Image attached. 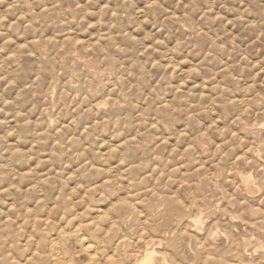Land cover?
Masks as SVG:
<instances>
[{"label": "rangeland", "instance_id": "1", "mask_svg": "<svg viewBox=\"0 0 264 264\" xmlns=\"http://www.w3.org/2000/svg\"><path fill=\"white\" fill-rule=\"evenodd\" d=\"M263 104L264 0H0V242L15 230L34 235L48 226L58 264H97L99 256L112 254L107 230L120 223L137 257L144 251L140 236V243L156 244L157 264L164 258L166 264H207L214 257L210 264H264ZM201 197L209 204L204 224H212L215 234L201 241L203 252L198 254L189 236L177 243L167 234L169 244L159 245L156 231L168 227V207L190 206ZM139 198L147 204L135 209ZM199 213L192 208L189 214ZM122 215H129L126 221L118 219ZM175 246L177 258L171 255Z\"/></svg>", "mask_w": 264, "mask_h": 264}, {"label": "bare ground", "instance_id": "2", "mask_svg": "<svg viewBox=\"0 0 264 264\" xmlns=\"http://www.w3.org/2000/svg\"><path fill=\"white\" fill-rule=\"evenodd\" d=\"M57 2V1H56ZM46 5V4H45ZM62 11V10H61ZM44 15V14H43ZM59 17V16H58ZM62 17V16H61ZM70 19V18H69ZM49 20V19H48ZM48 22V21H47ZM52 22V21H51ZM67 23V22H66ZM74 24V23H73ZM78 25V24H77ZM72 26V25H71ZM87 26V25H86ZM184 26V25H183ZM182 26V27H183ZM76 27V26H75ZM185 27V26H184ZM64 28V27H63ZM72 28H73V26H72ZM86 28V27H85ZM186 28V27H185ZM75 29V28H74ZM48 32V31H47ZM62 35V34H61ZM51 36V35H50ZM68 36V35H67ZM66 36V37H67ZM70 36V35H69ZM68 36V39L70 38ZM72 37H73V39H74V37L75 36H73V35H71ZM83 37H84V35H83ZM108 37V36H107ZM90 38V37H89ZM35 39L36 38H34V42H35ZM37 39H39L38 37H37ZM46 38H44V40H45ZM57 39V38H56ZM58 39H60V38H58ZM62 39H64V40H66L65 38H62ZM77 39V38H76ZM79 39H80V37H79ZM78 39V40H79ZM81 39H82V37H81ZM80 39V40H81ZM93 39V38H92ZM44 40H41V41H44ZM47 40V39H46ZM45 40V41H46ZM49 41L50 40H52V38L50 39H48ZM54 40V39H53ZM79 40V41H80ZM96 40V39H95ZM101 40V39H100ZM39 41V40H38ZM40 41V42H41ZM59 41V40H58ZM58 41H57V43H58ZM82 41V40H81ZM87 41V40H86ZM108 41H111V39H109ZM114 41V40H113ZM51 42V41H50ZM82 42H84V41H82ZM94 42V41H93ZM38 43V42H37ZM71 43H72V41H71ZM73 43H75V42H73ZM72 43V44H73ZM39 44V43H38ZM45 44H47V41L45 42ZM60 44H62V43H60ZM60 44H59V46H60ZM64 45H65V42L63 43ZM83 44V43H82ZM40 45V47H41V44H39ZM84 45V44H83ZM82 45V46H83ZM93 45V44H92ZM101 45H104V44H101ZM118 45V44H117ZM45 46H47V45H45ZM63 46V45H62ZM68 46V45H67ZM75 46H76V43H75ZM87 46V45H86ZM48 47V46H47ZM65 46H63V48H64ZM119 47V46H118ZM46 48V47H45ZM59 48V47H58ZM84 50H85V48L84 47H82ZM123 48V47H122ZM42 50H43V47L41 48ZM47 49V48H46ZM125 49V48H124ZM63 50V49H62ZM88 50V49H87ZM120 50V49H119ZM111 52V51H110ZM56 54V53H55ZM40 57V56H39ZM44 57H46V56H44ZM45 59V58H44ZM52 61V60H51ZM71 61H73V59L71 60ZM52 62H54V61H52ZM51 62V63H52ZM58 62V61H57ZM40 63V62H39ZM55 63V62H54ZM73 63V62H72ZM84 67V66H83ZM99 67V66H98ZM48 69V68H47ZM111 71V70H110ZM125 71V70H124ZM128 71V70H127ZM74 72V71H73ZM72 72V73H73ZM69 73V72H68ZM70 74V73H69ZM51 75V74H50ZM72 76V75H71ZM37 80V79H36ZM31 81V80H30ZM92 81H93V79H92ZM111 82V81H110ZM31 84V83H30ZM76 85V84H75ZM108 85V84H107ZM27 86V85H26ZM29 86V85H28ZM128 86V85H127ZM51 88H53V87H51ZM87 88V87H86ZM55 89H57V88H55ZM104 90V89H103ZM44 94V93H43ZM84 94V93H83ZM82 94V96H83V98H84V95ZM94 95V94H93ZM77 96V95H76ZM79 97V96H78ZM89 98V97H88ZM81 100H82V98H81ZM91 100V99H90ZM118 102V101H117ZM81 103V102H80ZM90 103L91 102H89V104H88V102H87V104L89 105V107H90ZM97 103H98V101H97ZM119 104V103H118ZM264 105V104H263ZM54 106V105H53ZM79 106V105H78ZM97 106V105H96ZM81 107V106H80ZM88 107V109H90ZM93 107V106H92ZM97 108H98V106H97ZM85 110V109H84ZM89 111V110H88ZM90 111L92 112V110L90 109ZM96 111V110H95ZM93 113L94 112H92V116H93ZM123 113V112H122ZM127 113H128V111H127ZM97 114V113H96ZM111 115V114H110ZM110 115H109V118H110ZM48 116V115H47ZM112 116V115H111ZM115 119H117V118H115ZM114 119V120H115ZM53 122V121H52ZM116 122V121H115ZM47 123V122H46ZM49 123V122H48ZM142 124V123H141ZM141 124H139V125H141ZM51 126V125H50ZM61 126H64V125H61ZM92 126V125H91ZM142 126V125H141ZM147 126V125H146ZM145 126V127H146ZM149 126H151V125H149ZM89 127V126H88ZM143 127V126H142ZM153 127V126H152ZM120 128H121V126H120ZM144 128V127H143ZM149 128V127H148ZM156 129V128H155ZM158 129V128H157ZM252 129V128H251ZM60 130H62V129H60ZM81 130V129H80ZM92 130H93V128H92ZM250 130V129H249ZM258 130H260V129H258ZM156 131V130H155ZM254 131H257V130H254ZM58 132H59V130H58ZM151 132V131H150ZM149 132V133H150ZM175 132V131H174ZM173 132V133H174ZM88 133V132H87ZM86 133V134H87ZM179 133V132H178ZM244 133V132H243ZM181 134V133H180ZM153 135V134H152ZM88 136V135H87ZM121 136H123V135H121ZM180 136V135H179ZM178 136V137H179ZM166 137V136H165ZM169 137V136H168ZM231 137V136H230ZM238 138V137H237ZM241 138V137H240ZM168 139V138H167ZM171 139V138H170ZM242 139V138H241ZM240 139V140H241ZM246 139V138H245ZM245 139H243V140H245ZM104 140V139H103ZM136 140V139H135ZM162 140V139H161ZM182 140V139H181ZM239 140V141H240ZM247 140V139H246ZM251 140V139H250ZM102 141V140H101ZM107 141V140H106ZM229 141V140H228ZM100 142V141H99ZM104 142V141H103ZM150 142V141H149ZM162 142V141H161ZM181 142V141H180ZM143 143V142H142ZM163 143H164V141H163ZM201 143V142H200ZM238 143V142H237ZM108 144V143H107ZM117 144V143H116ZM119 144H121V143H119ZM119 144H118V146H119ZM125 144V143H124ZM145 144V143H144ZM239 144V143H238ZM109 146H110V144H108ZM141 145V144H140ZM97 146V145H96ZM98 146H100L99 145V143H98ZM112 146H113V144H112ZM134 146H136V145H134ZM157 146V145H156ZM81 147V146H80ZM101 147H103V146H101ZM107 147V146H106ZM136 147H138V146H136ZM227 147V146H226ZM115 149H116V147H114ZM184 148V147H183ZM86 149V148H85ZM96 149H99L98 147L96 148ZM105 149V148H104ZM103 149V150H104ZM107 149H108V147H107ZM185 149V148H184ZM184 149H183V151H184ZM187 149V148H186ZM59 150H61V149H59ZM108 150H110V149H108ZM116 150H118V149H116ZM122 150V149H121ZM153 150V149H152ZM182 150V149H181ZM99 151V150H98ZM119 151V150H118ZM143 151H144V149H143ZM154 151H155V149H154ZM186 151V150H185ZM190 151V150H189ZM191 151H193V150H191ZM225 151H227V150H225ZM61 152V151H60ZM106 152V151H105ZM111 152V151H110ZM109 152V153H110ZM112 152H114V149H113V151ZM146 152H148V151H146ZM146 152H145V154H146ZM152 152V151H151ZM196 152V151H195ZM82 153V152H81ZM103 153V152H102ZM101 153V154H102ZM121 153V152H120ZM185 153V152H184ZM187 153V152H186ZM189 153V152H188ZM187 153V154H188ZM248 153V152H247ZM100 154V155H101ZM111 154V153H110ZM113 154V153H112ZM115 154H117V153H115ZM122 154H124V153H122ZM154 154V153H153ZM163 154V153H162ZM182 154H183V152H182ZM118 155V154H117ZM121 155V154H120ZM129 155V154H128ZM140 155H142V154H140ZM191 155V154H190ZM249 155V154H248ZM63 156V155H62ZM102 156V155H101ZM101 156H100V158H101ZM110 156V155H109ZM108 155H107V157H109ZM119 156V155H118ZM123 156H125V155H123ZM135 156V155H134ZM152 156V155H151ZM236 156H239V154L237 155V153H236ZM116 157V156H115ZM114 157V158H115ZM122 157V156H121ZM126 157V156H125ZM155 157V156H154ZM179 157V156H178ZM184 157V156H183ZM118 158V157H117ZM116 158V159H117ZM148 158V157H147ZM163 158V157H162ZM188 158V157H187ZM191 158V156L189 157V159ZM79 159V158H78ZM95 159V158H94ZM108 159V158H107ZM106 159V160H107ZM115 159V160H116ZM118 159H120V157L118 158ZM153 159V158H152ZM151 159V160H152ZM159 159V158H158ZM157 159V160H158ZM165 158H163V160H164ZM178 159V158H177ZM176 159V160H177ZM189 159H187V160H189ZM244 159V158H243ZM250 159H252V158H250ZM249 159V160H250ZM57 160H59V159H57ZM62 159H60L59 161H61ZM64 160V159H63ZM98 160V159H97ZM106 160H105V162H106ZM109 160V159H108ZM114 160V159H113ZM112 160V161H113ZM140 160H141V158H140ZM230 160V159H229ZM233 160V159H232ZM237 160V159H236ZM240 160H241V158H240ZM162 161V160H161ZM191 161V160H190ZM238 161H239V159H238ZM243 161H245V160H243ZM108 162V161H107ZM117 162H118V160H117ZM152 162H154V161H152ZM158 162V161H157ZM188 162V161H187ZM229 162V161H228ZM160 162H158V164H159ZM171 163V162H170ZM174 163V162H173ZM175 163H177V162H175ZM178 163H179V161H178ZM177 163V164H178ZM199 163V162H198ZM231 163V162H230ZM229 163V164H230ZM233 163H234V161H233ZM84 164H85V162H84ZM117 164V163H116ZM143 164V163H142ZM176 164V165H177ZM181 164H183V161L181 162ZM194 164V163H193ZM196 164V163H195ZM72 165V164H71ZM88 165V164H87ZM111 165V164H110ZM117 165H119V164H117ZM170 165V164H169ZM169 165H166V166H169ZM236 165H237V163H236ZM245 165V164H244ZM256 165V164H255ZM81 166V165H80ZM106 166V165H105ZM157 166H159V165H157ZM164 166V165H163ZM172 165H170V167H171ZM230 166V165H229ZM74 167V166H73ZM90 167V166H89ZM95 167V166H94ZM96 167H97V165H96ZM99 167V166H98ZM101 167V166H100ZM111 167V166H110ZM119 167V166H118ZM182 167V166H181ZM191 167V166H190ZM200 167V166H199ZM252 167V166H251ZM60 168H62V167H60ZM64 168V167H63ZM62 168V169H63ZM90 168H92V166L90 167ZM102 168V167H101ZM113 168H114V166H113ZM159 168H160V166H159ZM172 168V167H171ZM232 168V167H231ZM254 168V167H253ZM75 169V168H74ZM112 169V168H111ZM151 169V168H150ZM156 169H158V168H156ZM182 169H183V167H182ZM190 169V168H189ZM189 169H187V170H189ZM237 169V168H236ZM236 169H234V170H236ZM244 169V168H243ZM242 169V170H243ZM262 169V168H261ZM60 170V169H59ZM154 170H155V168H154ZM164 170H166L165 169V167H164ZM196 170V169H195ZM197 170H198V168H197ZM226 170H228V168L226 169ZM73 171V170H72ZM71 171V172H72ZM99 171H100V169H99ZM106 171H108L107 170V168H106ZM105 171V172H106ZM163 171V170H162ZM186 171V170H185ZM236 171H238V169L236 170ZM71 172H69V176H70V173ZM166 172V171H165ZM192 172V171H191ZM193 172H194V170H193ZM61 173V172H60ZM115 173H119V172H115ZM115 173H113V174H115ZM130 173V172H129ZM251 173V172H250ZM253 173V172H252ZM76 174V173H75ZM105 174V173H104ZM103 174V175H104ZM153 174H155V173H153ZM162 174V173H161ZM161 174H158V175H161ZM173 174V173H172ZM172 174H170V175H172ZM187 174V173H186ZM185 174V175H186ZM204 174V173H203ZM229 174H231L230 176H232V175H234V174H232V173H229ZM236 174H237V172H236ZM256 173H254V175H255ZM108 174H106V176H107ZM111 175V174H110ZM116 175H118V174H116ZM157 175V176H158ZM167 175V174H166ZM191 175V174H190ZM257 175V174H256ZM263 175V174H262ZM92 176H93V174H92ZM113 176V175H112ZM128 176V175H127ZM147 176V175H146ZM153 176V178H154V175H152ZM205 176V175H204ZM264 176V175H263ZM262 176V177H263ZM72 177V176H71ZM98 177V176H97ZM100 177V176H99ZM104 177V176H103ZM108 177V176H107ZM115 177V176H114ZM238 177V176H237ZM64 178V177H63ZM62 178V180H65V179H63ZM73 178V177H72ZM152 178V177H151ZM156 178H158V177H156ZM156 178H155V181H156ZM161 177H159V179H160ZM186 178V177H185ZM188 178H189V176H188ZM206 178V177H205ZM257 178H259V177H257L256 176V179ZM75 179V178H74ZM79 179V178H78ZM97 179V178H96ZM108 179V178H107ZM111 179V178H110ZM115 179H116V177H115ZM117 179H118V177H117ZM116 179V180H117ZM130 179V178H129ZM132 179V178H131ZM130 179V180H131ZM139 179H141L142 180V178H139ZM138 179V180H139ZM148 179V178H147ZM197 179H199V178H197ZM80 180V179H79ZM113 180V179H112ZM123 180V179H122ZM137 180V181H138ZM141 180H139V181H141ZM169 180V179H168ZM167 180V181H168ZM171 180V179H170ZM196 180V179H195ZM194 179H193V181H195ZM210 180V179H209ZM229 181H232V180H230V179H228ZM227 180V181H228ZM243 180V183H244V187H249V185H250V178H248V177H245V178H243L242 179ZM259 180H260V178H259ZM74 181V180H73ZM94 181H96V180H94ZM106 181V180H105ZM108 181V180H107ZM127 181H129V180H127ZM138 181V182H139ZM147 181H149V180H147ZM153 181V180H152ZM157 181L159 182V180L157 179ZM161 181V180H160ZM172 181V180H171ZM174 181V180H173ZM256 181H258V179L256 180ZM75 182V181H74ZM80 182V181H79ZM102 182V181H101ZM111 182V181H110ZM133 182V181H132ZM156 183V184H158V186H160L159 185V183ZM162 182V181H161ZM166 182V181H165ZM199 182V181H198ZM197 182V183H198ZM212 182H213V180H212ZM38 183H40V182H38ZM68 183V182H67ZM78 183V182H77ZM106 183H108V182H106ZM114 183H115V181H114ZM127 183V182H126ZM147 183V182H146ZM154 183V184H155ZM176 183V182H175ZM192 182H190V184H191ZM201 183V182H200ZM242 183V184H243ZM264 183V182H263ZM35 184H36V182H35ZM57 184V183H56ZM63 184H65L64 182H63ZM62 184V185H63ZM79 184V183H78ZM81 184V183H80ZM101 184V183H100ZM99 183H98V186H101L102 187V185H100ZM161 184V183H160ZM166 184V183H165ZM196 184V183H195ZM214 184V183H213ZM234 184V182L232 183V185ZM241 184V183H240ZM32 185H34V184H32ZM55 185V184H54ZM59 185V184H58ZM61 185V186H62ZM75 185V184H74ZM74 185H71V186H74ZM84 185V184H83ZM89 185V184H88ZM97 185V184H96ZM112 185V184H111ZM130 185V188H131V183L129 184ZM148 185H149V183H148ZM182 185V184H181ZM180 185V186H181ZM36 186V185H35ZM39 186V185H38ZM40 186H41V184H40ZM75 186H77V185H75ZM114 186H115V184H114ZM118 186H121V185H118ZM124 186V185H123ZM164 185H162L161 187H163ZM188 186V185H187ZM210 186V185H209ZM235 186L237 187L238 185H236L235 184ZM242 186V185H241ZM92 187V186H91ZM95 186H93L91 189H93ZM112 187V186H111ZM117 187V186H116ZM134 187V186H133ZM148 187V186H147ZM160 187V188H161ZM177 187V186H176ZM189 187V186H188ZM197 187V186H196ZM239 187H240V185H239ZM238 187V188H239ZM43 188L44 187H42V189L41 190H43ZM46 188V187H45ZM44 188V189H45ZM69 188H70V185H69ZM80 188V187H79ZM78 188V189H79ZM82 188V187H81ZM89 188V187H88ZM104 188H105V186H104ZM114 188V187H113ZM136 188V187H135ZM150 188H152V187H150ZM149 188V189H150ZM172 188H175V187H172ZM181 188V187H180ZM191 188V187H190ZM201 188V187H200ZM237 188V189H238ZM241 188V187H240ZM9 189V188H8ZM15 189V188H14ZM63 189V188H62ZM83 189H84V187H83ZM97 189H99L98 187H97ZM101 189H103V188H101ZM112 189V188H111ZM122 189V188H121ZM148 189V190H149ZM163 189V188H162ZM170 188L168 187V190H169ZM175 189H177V188H175ZM179 189V188H178ZM204 189V188H203ZM208 189V188H207ZM234 189V188H233ZM247 189V188H246ZM16 190V189H15ZM20 190V189H19ZM40 190V191H41ZM46 190V189H45ZM61 190V189H60ZM69 190V189H68ZM71 191H72V187H71V189H70ZM89 190V189H88ZM94 190V189H93ZM123 190V189H122ZM146 190V189H145ZM164 190V189H163ZM172 190V189H171ZM239 190V189H238ZM40 191H39V193H40ZM57 191V190H56ZM63 191V190H62ZM71 191H69L70 193H71ZM89 191H91V190H89ZM106 191H108V190H106ZM112 191V190H111ZM114 191V190H113ZM117 191V190H116ZM126 191H129V186H128V190H126ZM144 191V190H143ZM142 191V192H143ZM151 191V190H150ZM192 191V190H191ZM191 191H189L190 193H192ZM195 191V190H194ZM226 191H227V189H226ZM236 191V190H235ZM12 192V191H11ZM61 192V191H60ZM59 192V193H60ZM64 193H65V191H63ZM62 192V193H63ZM88 192V191H87ZM99 192H100V190H99ZM102 192H103V190H102ZM119 192V191H118ZM172 192H173V190H172ZM171 192V193H172ZM180 192V191H179ZM178 192V193H179ZM195 192H197V191H195ZM228 192V191H227ZM233 192H234V190H233ZM14 193V192H13ZM41 193H43V191L41 192ZM59 193H58V195H59ZM62 193H61V196H62ZM67 193L68 192H66V195H67ZM120 193V192H119ZM124 193V192H123ZM128 193V192H127ZM126 193V194H127ZM130 193H133V192H130ZM151 193H152V191H151ZM198 193V192H197ZM244 193V192H243ZM98 194H101V193H98ZM112 194V193H111ZM116 194H118L117 192H116ZM116 194L115 195H113L112 194V196H115L116 197ZM122 194V193H121ZM152 194H155L156 195V193H152ZM164 194V193H163ZM11 195V194H10ZM44 196H46L45 194H43ZM56 195V194H55ZM58 195H57V197H58ZM66 195H65V198H66ZM104 195V194H103ZM103 195H99L100 197H102ZM106 195V194H105ZM110 195V194H109ZM120 195V194H119ZM133 195V194H132ZM184 195V194H183ZM181 196V197H183L184 198V196ZM27 196V195H26ZM64 196V195H63ZM73 196V195H72ZM81 196V195H80ZM86 196H88V195H86ZM98 196V197H99ZM111 196V197H112ZM123 196V195H122ZM134 196V195H133ZM136 196H137V192H136ZM153 196V195H152ZM166 196V195H165ZM203 196H204V194H203ZM206 196V195H205ZM243 196H245L244 194H243ZM253 196V195H252ZM83 197V196H82ZM95 197V196H94ZM93 197V198H94ZM121 197V196H120ZM124 197V196H123ZM146 197V196H145ZM168 197H170L169 195H168ZM173 197V196H172ZM193 197V196H192ZM241 197V196H240ZM240 197H238L237 196V199L238 198H240ZM246 197V196H245ZM15 198V197H14ZM38 198V197H37ZM67 198H69V197H67ZM80 198V197H79ZM83 198H85V197H83ZM93 198H91V199H93ZM117 198V197H116ZM115 198V199H116ZM118 198H119V196H118ZM117 198V200H119V199H121V198H119L118 199ZM147 198V197H146ZM145 198V199H146ZM158 198V197H157ZM171 198V197H170ZM176 198V197H175ZM182 198V199H183ZM207 198V197H206ZM41 199V198H40ZM40 199H38V200H40ZM56 199V198H55ZM99 199V198H98ZM104 199V198H103ZM105 199H108L107 197L105 198ZM112 199V198H111ZM133 199V198H132ZM143 199V198H142ZM173 199V198H172ZM177 199V198H176ZM204 199V198H203ZM208 199V198H207ZM210 199V198H209ZM235 199H236V197H235ZM241 199H242V197H241ZM243 199H245V198H243ZM37 200V199H36ZM37 200V201H38ZM41 200H44V199H41ZM62 200H64V199H62ZM86 201H85V203L87 202V199H85ZM122 200V199H121ZM124 200V199H123ZM178 200V199H177ZM177 200H176V202H177ZM232 200H234V199H232ZM55 200H53V202H54ZM65 201V200H64ZM72 201V200H71ZM76 201V200H75ZM83 201H84V199H83ZM130 201H132V200H130ZM149 201V200H148ZM179 201V200H178ZM182 201V200H181ZM211 201V200H210ZM220 201V200H219ZM244 201V200H243ZM242 201V202H243ZM20 202V201H19ZM35 202V201H34ZM48 202V201H47ZM52 202V203H53ZM67 202V201H66ZM91 203H92V200L90 201ZM94 202V201H93ZM110 202H112V201H110ZM120 203H121V201H119ZM125 202V201H124ZM169 202V201H168ZM222 202V201H221ZM247 202V201H246ZM245 202V203H246ZM16 203V202H15ZM18 203V202H17ZM27 203V202H26ZM37 203V202H36ZM43 203H44V201H43ZM64 203V202H63ZM70 203V202H69ZM97 203V202H96ZM101 203V202H100ZM103 203V202H102ZM118 203V202H117ZM126 203V202H125ZM132 203H133V201H132ZM131 203V204H132ZM143 203V201L139 198V199H137L136 200V202L134 203V204H132L134 207H135V209H136V207H137V205L139 204H142ZM154 203V202H153ZM178 203V202H177ZM180 203V202H179ZM183 203H185L184 201H182V205H183ZM11 204V203H10ZM35 204V203H34ZM49 204V203H48ZM71 204H73V203H71ZM71 204L69 205L70 207H72L71 206ZM93 204V203H92ZM98 204V203H97ZM109 204H111V203H109ZM112 204L114 205L115 204V202L113 203L112 202ZM144 204V206H146V204L145 203H143ZM166 204V201L164 202L163 200L161 201V206L162 205H165ZM189 204V203H188ZM240 204V203H239ZM250 204V203H249ZM252 204V203H251ZM19 205V204H18ZM25 205V204H24ZM29 205V204H28ZM44 205V204H43ZM63 205V204H62ZM62 205L60 206V207H62ZM87 205V204H86ZM96 205V204H95ZM101 205V204H100ZM241 205V204H240ZM246 205H248V204H246ZM16 206V205H15ZM21 206H23L22 204H21ZM20 206V207H21ZM30 206V205H29ZM32 206V205H31ZM38 206V205H37ZM47 207H48V205H46ZM63 206H65V205H63ZM89 206H90V204H89ZM106 206H107V204H106ZM109 206V205H108ZM107 206V207H108ZM124 206V205H123ZM128 206V205H127ZM153 206H154V204H153ZM220 206V205H219ZM249 206H251V205H249ZM260 206V205H259ZM8 206H6V208H7ZM13 207V206H12ZM26 207H27V205H25V209H26ZM40 207H42V206H40ZM39 207V208H40ZM45 207V205L43 206V208ZM86 207V206H85ZM84 207V208H85ZM91 207V206H90ZM97 207H100L99 205L97 206ZM126 207V206H125ZM132 207V206H131ZM130 206H129V208H131ZM218 207V206H217ZM222 206H220V208H221ZM257 207V206H256ZM261 207V206H260ZM263 207V206H262ZM5 208V209H6ZM18 208V207H17ZM22 208V207H21ZM28 208V207H27ZM78 208V207H77ZM76 208V209H77ZM87 208V207H86ZM112 208V207H111ZM192 208H196V210H198L200 213H199V215L198 216H192V215H190L189 213L191 212V209ZM209 208V204H206L205 203V201H203L202 200V197H201V199L199 198H194V200H193V202L190 204V206H186V205H184V206H179V207H168V209L166 210V214H165V217H164V219H163V223L164 224H167L168 225V227L165 229V231L164 230H162V231H156L160 236H159V240H160V243H159V245H161L162 244V242H164V244L167 246L168 244H169V236L167 237V234H169L170 235V238H171V241H175V242H180L182 239H183V237H187V236H189V237H191V238H194V247H195V249L197 250V252H198V254H201L202 252H203V250H202V248H201V246L203 245L202 244V240L203 239H205V237L207 238L208 236H212V237H214L215 236V234H212V231H211V225L209 226V227H207V226H205V224H204V221H203V212L204 211H206V209H208ZM214 208V207H213ZM251 209L253 208V206L252 207H250ZM4 209V210H5ZM37 209V208H36ZM47 209H49V208H47ZM74 209V208H73ZM100 209V208H99ZM104 209V208H103ZM106 209V208H105ZM109 209V208H108ZM133 209V208H132ZM257 209V208H256ZM1 210V209H0ZM16 210V209H15ZM23 210H24V208H23ZM23 210H22V212H23ZM29 210H31V209H29ZM28 210V211H29ZM34 210V209H33ZM33 210H31L30 212V214H32V212H33ZM43 210V209H42ZM45 210V209H44ZM43 210V211H44ZM54 210V209H53ZM61 210H62V208H61ZM67 210V209H66ZM83 210V209H82ZM90 209H88L87 211H89ZM93 210H94V208H93ZM115 210V209H114ZM119 210L121 211V209H120V205H119ZM139 210V209H138ZM253 210V209H252ZM3 211V210H2ZM1 211V212H2ZM27 211V210H26ZM41 211V210H40ZM50 211V210H49ZM64 211V210H63ZM83 211H85V210H83ZM82 211V212H83ZM92 211V210H91ZM104 211V210H103ZM106 211V210H105ZM111 211V210H110ZM116 211V210H115ZM135 211V210H134ZM144 211V210H143ZM155 211H158V207L157 208H155L154 209V212ZM164 211V210H163ZM210 211V210H209ZM255 211V208H254V210H253V212ZM4 212V211H3ZM17 212V211H16ZM21 212V213H22ZM57 212V211H56ZM55 212V213H56ZM77 212H79V211H77ZM100 212H101V210H100ZM127 212V211H126ZM130 212H132V211H130ZM147 211H145V213H146ZM162 212V211H161ZM195 212V211H194ZM240 214H242V211L240 210ZM252 212V213H253ZM8 212H5V214H7ZM20 213V214H21ZM40 213V212H39ZM61 213V212H60ZM65 213H66V211H65ZM75 213V212H74ZM81 213V212H80ZM115 213V212H114ZM120 213V212H119ZM137 213V212H136ZM162 213H164V212H162ZM207 213H209L208 211H207ZM254 213H256V212H254ZM253 213V214H254ZM10 214H12V213H10ZM18 214V213H17ZM26 214V213H25ZM28 214V213H27ZM26 214V215H27ZM64 214V213H63ZM69 214H71V213H69ZM83 214V213H82ZM87 214H88V212H87ZM93 214V213H92ZM97 214H99V213H97ZM101 214H103V213H101ZM110 213H108L107 215H109ZM138 214V213H137ZM150 214V213H149ZM13 215H15V214H13ZM50 215V214H49ZM48 215V216H49ZM67 215V214H66ZM89 215V214H88ZM91 215V214H90ZM106 215V214H105ZM106 215V216H107ZM125 215V214H124ZM136 215V214H135ZM142 215V214H141ZM159 215V214H158ZM261 215V214H260ZM7 216H8V214H7ZM18 216H19V214H18ZM35 216V214L33 215V217ZM38 216H41V214H38ZM48 216H47V218H48ZM65 216V215H64ZM79 216H80V214H79ZM94 216V215H93ZM97 216H99V215H97ZM97 216H95V218L97 217ZM111 216V215H110ZM129 216V215H128ZM128 216L127 217H124L123 215H122V217H120V218H118V219H121L122 221H126V219L128 218ZM133 216V215H132ZM131 216V217H132ZM151 216V215H150ZM150 216H145V217H147V219H149L150 220V218H152V217H150ZM253 216H257V215H253ZM27 217V216H26ZM32 217V216H31ZM30 217V218H31ZM32 217V218H33ZM44 217V216H43ZM77 217V216H76ZM82 217H83V215H82ZM82 217H80V218H82ZM105 217V216H104ZM109 217V216H108ZM115 217V216H114ZM113 217V218H114ZM135 217H137V215L135 216ZM158 217V216H157ZM231 217H232V215H231ZM9 219H10V216L8 217ZM13 218V217H12ZM37 218V217H36ZM42 218V217H41ZM50 218V217H49ZM60 218H61V214H60ZM74 218H75V214H74ZM99 217H97V219H98ZM102 218H103V216H102ZM101 218V220H103L104 221V219H102ZM130 218V217H129ZM142 218V217H141ZM1 219H3V218H1ZM6 219V221H7V217L5 218ZM14 219H15V217H14ZM18 219V218H17ZM22 219H26L25 217L24 218H22ZM40 219V218H39ZM71 219V218H70ZM75 219H77V218H75ZM85 219V218H84ZM112 219V218H111ZM111 219H110V221H111ZM115 219H117V218H115ZM137 219V218H136ZM258 219V218H257ZM28 220V219H27ZM32 220V219H31ZM34 220V219H33ZM47 220H49V219H46L45 221L47 222ZM72 220V219H71ZM77 220H79V218L77 219ZM88 220V219H87ZM86 220V221H87ZM91 220V219H90ZM92 220H94V218H92ZM98 220H100V219H98ZM97 220V221H98ZM114 220V219H113ZM26 221V220H25ZM36 220H34V222H35ZM41 221H43L42 219H41ZM55 221V220H54ZM65 221H66V219H65ZM70 221V220H69ZM73 221V220H72ZM96 221V220H95ZM108 221V220H107ZM137 221V220H136ZM143 221H144V217H143ZM3 222V221H2ZM21 222H23V220L21 221ZM20 221L18 222V223H21ZM45 222V223H46ZM50 222V221H49ZM62 222V221H61ZM60 222V223H61ZM100 222V221H99ZM129 222V221H128ZM127 222V223H128ZM140 222H142V221H140ZM150 222V221H149ZM229 222V221H228ZM44 223V224H45ZM53 223V222H52ZM57 223V222H56ZM59 223V222H58ZM59 223V224H60ZM63 223V222H62ZM66 223V222H65ZM95 223H97V222H95ZM105 223H106V221H105ZM108 223H109V221H108ZM138 222H136V224H137ZM5 224V223H4ZM67 224V223H66ZM69 224V223H68ZM87 224V223H86ZM94 224V223H93ZM112 224H113V222H112ZM126 224V223H125ZM139 224V223H138ZM149 224V223H148ZM152 224V223H151ZM16 225V224H15ZM24 225V224H23ZM37 225V224H36ZM35 225V226H36ZM48 225V224H47ZM52 225V224H51ZM73 225L75 226V227H77L75 224H74V222H73ZM116 225H117V227H114V228H112L111 230H107V232H108V234H107V237L109 238V240H110V242H108L109 243V245H110V250H112L111 252H112V254H108L109 256H107V258L103 255V256H99V259H97V264H128V262H127V259H129V258H131V262H136V264H157V262H156V260H157V256H156V254H157V252H156V249L154 248V246L156 245V244H150L149 243V241H146V242H144L143 241V243L144 244H142V243H140L141 242V239H142V237L140 236L139 237V235L138 236H136V234L134 233V235L136 236V237H139V239H140V241L138 242V244H139V246L141 247V246H143L142 247V249L144 248V251H143V254L141 255V257H137L138 255L136 254H134V253H136L134 250V246L131 244V243H129L128 242V240H127V237L129 236L128 235V233L125 231V230H123L122 228L123 227H121V225H120V223H116ZM142 225H143V222H142ZM44 226V225H43ZM62 226V225H61ZM82 226H86V225H82V224H80L79 225V227L81 228ZM98 226V225H97ZM110 225H108L107 224V227H109ZM125 226V225H124ZM127 226V225H126ZM130 226V225H129ZM128 226V227H129ZM161 226V225H160ZM250 226V225H249ZM5 227V226H4ZM17 227H19V226H16L15 227V229L17 228ZM24 227V226H23ZM27 227V226H26ZM32 227H34L33 225H32ZM89 227V226H88ZM93 227V226H92ZM111 227V226H110ZM137 227V226H136ZM144 227V226H143ZM155 227V226H154ZM232 227V226H231ZM20 228V227H19ZM29 228V227H28ZM41 227H39V229H40ZM43 228V227H42ZM44 228H45V226H44ZM48 226L43 230V229H41V230H43V231H41V233H39V232H36L34 235H38V240L37 239H34L36 236H34L33 235V233H31V232H24V233H21L20 231H14V232H12V235H11V237L12 238H10V234L7 232V231H4V232H7L6 234V238L4 239V237L3 236H1L2 238L1 239H4V240H2L1 242H0V264H58L60 261H59V259H58V257H56L57 255L54 253V251H53V247H51V243H50V238H52V236H51V227H50V229L48 228ZM62 228V227H61ZM61 228H59V229H61ZM64 228V227H63ZM97 228V227H96ZM102 228V227H101ZM101 228H99L98 227V229L100 230ZM34 229H36V228H34ZM75 229H77V228H75ZM82 229H83V227H82ZM142 229V228H141ZM148 228H145V230H147ZM11 230H12V228H11ZM29 230V229H28ZM32 230H33V228H32ZM67 230V229H66ZM80 230V229H79ZM85 230V229H84ZM132 230L133 229H131V231L130 232H132ZM26 231V230H25ZM55 231H56V227H55ZM61 231H63V229L61 230ZM68 231V230H67ZM88 231H91V230H88ZM94 231V230H93ZM103 231V230H102ZM134 231V230H133ZM138 231V230H137ZM137 231H136V233H137ZM148 231V230H147ZM236 231V230H235ZM22 232H23V228H22ZM57 232V231H56ZM60 232V231H59ZM64 232V231H63ZM96 232V231H95ZM103 232H105V230L103 231ZM140 232V231H139ZM145 232V231H144ZM141 233H142V231H141ZM147 233V232H146ZM230 233V232H229ZM62 234V233H61ZM60 234V235H61ZM66 234H67V232H66ZM73 234V233H72ZM83 234V233H82ZM85 234H86V232H85ZM92 234V233H91ZM103 234V233H102ZM138 234V233H137ZM200 234H203L204 236H202V237H200L199 235ZM228 234V233H227ZM55 235H56V233H55ZM64 235V234H63ZM87 235V234H86ZM94 235V234H93ZM150 235V234H149ZM153 235V234H152ZM54 236V235H53ZM74 236V235H73ZM81 236V235H80ZM95 236V235H94ZM132 236V235H131ZM143 236V235H142ZM235 236V235H234ZM10 239H9V238ZM103 237V236H102ZM101 237V238H102ZM151 237V236H150ZM153 237V236H152ZM151 237V238H152ZM237 237H240V238H238V239H241V236H237ZM67 238V237H66ZM97 238V237H96ZM99 238L100 237H98L97 239L99 240ZM158 238V237H157ZM61 239V238H60ZM81 238H79V240H80ZM83 240L84 239H86V238H82ZM96 239V240H97ZM103 239V238H102ZM128 239H130V238H128ZM138 239V240H139ZM237 239V238H236ZM72 240V239H71ZM104 240V239H103ZM154 240H156V238L154 239ZM52 241V240H51ZM62 241V240H61ZM95 240L93 239V241L92 242H94ZM100 241V240H99ZM192 241V240H191ZM244 241V240H243ZM53 242V241H52ZM80 242V241H79ZM87 242H88V240H87ZM136 242V241H135ZM158 242V241H157ZM216 242V241H215ZM60 243V242H59ZM65 243V242H64ZM63 243V244H64ZM89 243V242H88ZM100 243H101V241H100ZM153 243H154V241H153ZM217 243V242H216ZM53 244H55V242H53ZM56 244H58V242L56 243ZM61 244V243H60ZM74 244V243H73ZM103 244V243H102ZM135 244V243H134ZM191 244V243H190ZM202 244V245H201ZM101 245V244H100ZM74 246V245H73ZM85 246H86V244H85ZM93 246V248H96V247H94V245H92ZM208 246V245H207ZM237 246H239V245H237ZM103 247H105V246H103ZM138 247V246H137ZM210 247V246H209ZM243 247H246V244H245V246H243ZM59 248V247H58ZM67 248H69V247H67ZM88 248L89 247H87L86 249L88 250ZM158 248V247H157ZM162 248V247H161ZM164 248H166V247H164ZM212 248V247H211ZM138 250H140V248H137ZM142 249H141V251H142ZM190 249H191V247H190ZM204 249H206V248H204ZM56 250V249H55ZM60 250V249H59ZM93 250V249H92ZM100 250H102V249H100ZM236 250V249H235ZM66 251V250H65ZM94 251V250H93ZM109 251V250H108ZM120 251H123V254L126 256V258H124L122 255H121V253H120ZM137 251V250H136ZM172 252H171V255L173 256V258H177L178 256H180V252H179V248L177 247V246H175L172 250H171ZM207 251V250H206ZM209 251V250H208ZM212 251V250H211ZM231 251H232V249H231ZM60 252H62L61 250H60ZM95 252V251H94ZM138 252V251H137ZM140 252V251H139ZM138 252V253H139ZM194 252V251H193ZM235 252V251H234ZM67 253V252H66ZM81 253V252H80ZM92 253V252H91ZM102 253V252H101ZM108 253V252H107ZM163 253V252H162ZM167 253H168V251H167ZM230 253V252H229ZM240 253V252H239ZM238 253V254H239ZM72 254V253H71ZM134 254V255H133ZM211 254V253H210ZM210 254H208V256L210 255ZM251 254V253H250ZM93 255V254H92ZM101 255V254H100ZM196 255V254H195ZM203 255V254H202ZM213 255V254H212ZM212 255H210V256H212ZM235 255V254H234ZM257 255V254H256ZM68 256V255H67ZM160 256V255H159ZM207 256V257H208ZM221 256V255H220ZM236 257L238 256L237 254L235 255ZM69 257V256H68ZM94 257V256H93ZM92 257V258H93ZM206 257V258H207ZM222 258H223V256H221ZM236 257H234V258H236ZM63 258V257H62ZM76 258V257H75ZM74 258V259H75ZM210 259L211 258H213V256L212 257H209ZM220 258V257H219ZM66 259V258H65ZM201 259H202V257H201ZM210 259H208V260H210ZM215 257H214V260L213 259H211V261L213 260L214 261V263H215ZM221 259V258H220ZM58 260V261H57ZM171 260V259H170ZM204 260V259H203ZM239 260V259H238ZM85 261V260H84ZM198 261H202V260H198ZM211 261H210V263H211ZM220 261V260H219ZM237 261V260H236ZM64 262V261H63ZM207 262V261H206ZM205 262V263H206ZM239 262H240V260H239ZM238 262V263H239ZM256 262H258V261H256ZM181 263V262H180ZM191 263V262H190ZM204 263V262H203ZM210 263H207V264H210ZM220 263V262H219ZM226 263H229V262H227L226 261ZM236 263V262H235ZM77 264V263H76ZM86 264V263H85ZM134 264V263H133ZM162 264H166V261H165V258H164V260H163V262H162ZM234 264V263H233Z\"/></svg>", "mask_w": 264, "mask_h": 264}]
</instances>
